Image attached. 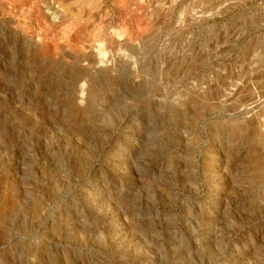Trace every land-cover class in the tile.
<instances>
[{"label": "rangeland", "instance_id": "374dc122", "mask_svg": "<svg viewBox=\"0 0 264 264\" xmlns=\"http://www.w3.org/2000/svg\"><path fill=\"white\" fill-rule=\"evenodd\" d=\"M115 1L0 0V264H264V0Z\"/></svg>", "mask_w": 264, "mask_h": 264}, {"label": "bare ground", "instance_id": "6f19581e", "mask_svg": "<svg viewBox=\"0 0 264 264\" xmlns=\"http://www.w3.org/2000/svg\"><path fill=\"white\" fill-rule=\"evenodd\" d=\"M115 1V0H114ZM57 2V5L56 6H54V8H57V10L56 11H58L59 10V8L63 5V4H61L60 2H58V1H56ZM115 2H117V0L115 1ZM132 2H134V1H132ZM29 3V2H28ZM34 3V2H33ZM173 3H174V1H173ZM35 4V3H34ZM64 4H66L65 2H64ZM86 4H87V1H86ZM92 4H93V2H92ZM102 4V3H101ZM112 4H114V3H112ZM117 4V3H116ZM68 5V4H67ZM94 5V4H93ZM115 5V4H114ZM90 6H92V5H90ZM151 6V5H150ZM72 7V6H71ZM120 7V6H119ZM118 7V8H119ZM53 8V9H54ZM99 8V7H98ZM116 8V7H115ZM117 8V9H118ZM29 9V8H28ZM64 9V8H63ZM78 9V8H77ZM96 9V8H95ZM120 9V8H119ZM140 9V8H139ZM26 10V9H25ZM42 10H45V9H42ZM74 10H75V7H74ZM83 10V9H82ZM89 10V9H88ZM150 10V9H149ZM61 11V10H60ZM70 11V10H69ZM76 11V10H75ZM66 12V11H65ZM93 12V11H92ZM135 12V11H134ZM91 13V12H90ZM71 14V13H70ZM147 14V13H146ZM75 15V14H74ZM85 15H88V13L87 14H85ZM76 16V15H75ZM74 16V17H75ZM91 17V16H90ZM118 17V16H117ZM131 17V16H130ZM143 17H144V15H143ZM15 18V17H14ZM69 18V17H68ZM81 18V17H80ZM97 18V17H96ZM18 19V18H17ZM16 19V20H17ZM76 19V18H75ZM71 20V19H70ZM100 20V19H99ZM142 20H143V18H142ZM146 20H148V19H146ZM84 20H82V22H83ZM109 21V20H108ZM85 22V21H84ZM119 22V21H118ZM131 22V21H130ZM72 23V22H71ZM73 24H74V22H73ZM76 24V23H75ZM78 24V23H77ZM85 24V23H84ZM83 24V25H84ZM94 24H95V22H94ZM97 24V23H96ZM100 24V23H99ZM98 24V25H99ZM24 25V24H23ZM68 25V24H67ZM145 25V24H144ZM125 27H126V25H124ZM146 27H147V25H146ZM81 29H79V26H78V29H75V30H72L71 28H69V29H71L72 31H70L69 29V32L67 33V34H62V33H60V34H58L57 36H56V41H54V40H52V39H50V40H46V39H44L42 42H37L36 43V45H37V50H38V52H37V54H38V56L39 57H41V59H42V57H44V56H46L47 54H49V55H51L50 54V52L52 51V49L53 50H55L56 49V47H57V45L60 43L61 45H63V46H66V47H73L74 48V50H73V52H75L77 55H80V56H78V57H85V55H81L84 51H85V49H82L81 47H80V45L78 44L79 43V39H80V41H81V38H79V37H77L80 33H78L80 30H82V27H80ZM96 28V27H95ZM149 28V27H148ZM98 29V28H97ZM127 30V29H126ZM147 30V29H146ZM116 31V30H115ZM125 31V30H124ZM132 31V30H131ZM61 32V31H60ZM63 32H65V31H63ZM143 32V31H142ZM86 33V32H85ZM92 33V32H91ZM101 33V32H100ZM135 33V32H134ZM83 34V33H82ZM81 34V35H82ZM99 34V33H98ZM102 34V33H101ZM132 34H133V32H129V41L131 42L132 41V39H133V36H132ZM81 35H80V37H81ZM109 35V34H108ZM117 33H114V34H112L107 40H104L105 42H103V44L105 43H107L106 44V46H104V47H106V48H100L99 50H97V52L95 51L94 53H91V54H89V55H87L84 59H80V61L81 60H83V61H85V62H87L88 64H87V66H85L86 65V63H85V65L81 68V69H79V71H80V73H81V76L83 77H81L82 79H86V78H88L89 76H91V75H93V76H95V77H98L99 76V74H101V73H103V72H105L107 69L109 70L110 68L111 69H114L115 71L120 67V65H121V63H124V61H126V62H130L131 64L132 63H134V62H136L137 63V61H135L134 60V58L133 57H131V56H125L124 55V53H122V52H120V51H118L117 50V47L118 46H121L122 44L121 43H119V40H118V37H117ZM35 36V35H34ZM95 36V35H94ZM98 36V35H97ZM139 36V35H138ZM37 37V36H36ZM96 38V37H95ZM105 38H107V34H106V37ZM25 39V38H24ZM121 39V38H120ZM127 39V38H126ZM37 40H39V39H37ZM73 40H75L77 43L76 44H74V45H72V42L71 41H73ZM99 40V39H98ZM100 41V40H99ZM102 41V40H101ZM134 41V40H133ZM136 41V40H135ZM88 42V41H87ZM96 42V41H95ZM127 42V41H126ZM35 43V42H34ZM102 43V42H101ZM134 43V42H133ZM132 42H131V44H133ZM100 44V43H99ZM121 44V45H120ZM82 45V44H81ZM84 45V44H83ZM125 45L127 46V45H129L128 43H125ZM93 46V45H92ZM125 46V47H126ZM25 47V46H24ZM82 47H84V46H82ZM124 47V46H123ZM34 48V47H33ZM127 48V47H126ZM106 49H108V53H105V51H106ZM129 49H130V47H129ZM57 50V49H56ZM55 50V51H56ZM84 50V51H83ZM91 50V49H90ZM129 51V50H128ZM23 52V51H22ZM57 52V51H56ZM69 52V51H68ZM35 53V52H34ZM85 54V53H84ZM126 54V53H125ZM127 54H129V53H127ZM70 56V55H69ZM72 56V55H71ZM52 57V56H51ZM77 57V58H78ZM137 57V56H136ZM49 58V57H48ZM71 58H73V57H71ZM76 58V57H75ZM44 59V61H45V58H43ZM52 59V58H51ZM64 59V58H63ZM79 59V58H78ZM125 59H128V60H125ZM136 59V58H135ZM74 60V59H73ZM79 61V62H80ZM47 62L48 61H46V64H43V66L44 65H47ZM140 62V61H139ZM84 63V62H83ZM135 63V64H136ZM130 64V65H131ZM49 65V64H48ZM72 65V64H71ZM129 65V66H130ZM27 66H28V64H27ZM34 66V65H33ZM39 66V65H38ZM62 66V65H61ZM65 66H66V64H65ZM65 66H63L64 68H65ZM128 66V67H129ZM133 66H134V64H133ZM47 67V66H46ZM60 68V67H59ZM68 68V67H67ZM61 69V68H60ZM71 69V68H70ZM77 69V66H76V68H75V70ZM29 70V69H28ZM66 70V69H65ZM72 70V69H71ZM74 70V71H75ZM34 71V70H33ZM70 71V70H69ZM51 72H52V70H51ZM107 72H109L110 73V71H107ZM70 73H71V71H70ZM74 74V73H73ZM60 75V74H59ZM64 75V74H63ZM65 75H66V73H65ZM68 75V74H67ZM77 75V74H76ZM75 75V76H76ZM103 75V74H102ZM108 75V74H107ZM79 76V75H78ZM69 77H70V75H69ZM64 78V77H63ZM67 79V78H66ZM79 79V78H78ZM70 80V79H69ZM63 83H65L64 81H62ZM76 82V81H75ZM69 83H73V82H71V81H68L67 80V85H69ZM66 84V83H65ZM71 84H70V88H71ZM79 86L80 85H78V83H77V86H76V88H75V92H76V90L79 88ZM63 87V86H62ZM75 87V86H74ZM64 88H65V85H64ZM67 91V90H66ZM65 91V92H66ZM78 91V90H77ZM62 92V91H61ZM264 92V91H263ZM60 93V92H59ZM258 93V92H257ZM77 94H79V93H77ZM77 94H76V96H77ZM81 94V93H80ZM66 95V94H65ZM68 95V94H67ZM66 95V96H67ZM74 97H75V93H74ZM79 97V96H78ZM84 101H82V103H83ZM79 117V116H78ZM78 119V118H77ZM80 119V118H79ZM78 121V120H77Z\"/></svg>", "mask_w": 264, "mask_h": 264}]
</instances>
